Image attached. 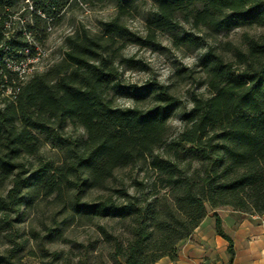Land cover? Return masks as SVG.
<instances>
[{"label": "trees", "instance_id": "16d2710c", "mask_svg": "<svg viewBox=\"0 0 264 264\" xmlns=\"http://www.w3.org/2000/svg\"><path fill=\"white\" fill-rule=\"evenodd\" d=\"M72 1L0 0V232L10 215L51 196L65 219L127 221L113 264H152L176 260L212 210L231 264L234 242L217 208L240 218L264 215V0H150L144 34L122 19L145 0H111L116 12L101 33L76 28L58 61L19 80L7 63L40 57L37 43ZM249 26L262 32L245 35L243 47L227 42L220 51L208 42ZM160 34L177 48H203L196 66L206 94L192 93L189 108L154 79L120 84L119 66L146 68L125 57L123 45L157 48ZM8 85L13 95L5 94ZM110 90L134 104L117 105ZM181 108L182 127L171 133L169 120ZM70 127L83 131L73 135ZM44 144L56 150V161L44 159ZM126 167L127 186H112L115 171ZM92 190L100 193L87 199ZM97 228L106 235L104 225ZM43 253V264H72L62 251ZM8 263L0 255V264Z\"/></svg>", "mask_w": 264, "mask_h": 264}, {"label": "rangeland", "instance_id": "374dc122", "mask_svg": "<svg viewBox=\"0 0 264 264\" xmlns=\"http://www.w3.org/2000/svg\"><path fill=\"white\" fill-rule=\"evenodd\" d=\"M138 9L137 12L125 16L122 20L132 31L144 34V16L153 9L152 2L145 0L141 2ZM115 12L116 7L111 0H73L61 15V18L55 24H51L46 39L42 43H37V46L42 50V55L33 62L34 65L30 73L41 71L58 61L63 55L64 38L76 28L83 26L92 34L101 33V23L111 19ZM261 32L262 28L260 27H239L229 33H220L208 42L214 43L215 40L219 43V50L223 51L225 43L230 42L243 47L245 35L253 36ZM159 39L162 46L157 48L142 47L132 43L123 45L122 54L125 57L141 60L146 68L119 66L120 84L143 85L154 79L168 85L170 92L181 100L182 106L189 108L192 93L203 92L206 94L204 86L200 84L202 73L196 66L203 48L190 50L174 47L167 34H160ZM110 93L119 106L134 104L131 99L121 95L120 92L110 90ZM147 105L148 102L145 101L138 103L139 107H146ZM181 113L182 108L176 110L170 118L169 132L176 133L182 127ZM68 131L74 135L82 133L83 130L70 127ZM41 154L45 160L56 161L58 159L56 150L49 144L42 146ZM129 171L130 169L127 167L115 171L116 180L111 183L112 186L114 184L120 185L122 182L127 186ZM98 193H100L98 190L90 191L87 194V199L96 198ZM59 211L60 205L54 197L50 196L38 198L32 207L21 208L19 214L10 215L8 227L0 232V255L6 256V259L9 260L8 264H43L44 261L48 260L43 252L56 250L62 251L64 256H68L72 264H83V262L86 264H113L110 256L115 248L114 242L125 241L127 221L96 219L91 224H83L77 219L73 221L65 219L67 214ZM216 211L221 216L222 229L232 238L234 228L242 220L246 219L251 223L261 221V216L240 218L228 206H221ZM213 221V211L208 210L201 227L205 228L208 224L213 227ZM99 224L104 225L106 235L97 228ZM214 233L217 234L215 230ZM51 234L56 236H52L54 237L52 238L49 236ZM109 234H112L115 238H111ZM223 241L225 244L222 247L225 245V249L222 251V247L215 244L213 248L216 251L209 257H203L204 263L229 264L227 241L224 238ZM12 249H14V252L10 251ZM11 253H14L15 256H11ZM207 258H209V261ZM234 259L231 264H233Z\"/></svg>", "mask_w": 264, "mask_h": 264}, {"label": "crops", "instance_id": "0c3cea01", "mask_svg": "<svg viewBox=\"0 0 264 264\" xmlns=\"http://www.w3.org/2000/svg\"><path fill=\"white\" fill-rule=\"evenodd\" d=\"M232 236L235 246L233 264H264V215L258 223L242 220L234 228ZM215 244L222 247L225 243L223 238L215 234L213 227L208 224L205 228L199 227L192 237L185 241L179 249L176 260L162 257L152 264H206L203 257H209L216 251L213 248ZM224 249L225 245L222 251ZM207 260L209 261V258Z\"/></svg>", "mask_w": 264, "mask_h": 264}, {"label": "built area", "instance_id": "2783aa9c", "mask_svg": "<svg viewBox=\"0 0 264 264\" xmlns=\"http://www.w3.org/2000/svg\"><path fill=\"white\" fill-rule=\"evenodd\" d=\"M41 54V52H40ZM40 57L36 56L34 58L27 57L25 60H19L17 62H8L7 65L11 69L17 72V77L19 80L25 79L27 76H29L30 70L34 65V61L38 60ZM14 91L11 86H7L5 89V94L13 95Z\"/></svg>", "mask_w": 264, "mask_h": 264}]
</instances>
